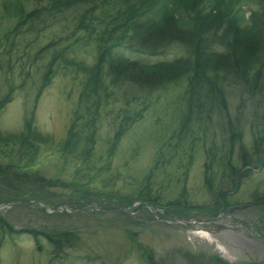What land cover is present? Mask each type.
Here are the masks:
<instances>
[{"label":"rangeland","instance_id":"rangeland-1","mask_svg":"<svg viewBox=\"0 0 264 264\" xmlns=\"http://www.w3.org/2000/svg\"><path fill=\"white\" fill-rule=\"evenodd\" d=\"M48 1L0 0V139L17 140L7 146L0 142V165L9 168L3 170L6 175L0 182V197H5V189L16 195L13 201L4 198L0 203L18 202L0 206V264H143L148 255L154 264H218L217 260L225 261L223 264H264V200L259 198L264 193V144L259 137V129L264 130V100L257 94L242 100L240 88L224 81L227 111L232 124L239 127L237 135L242 137L230 153L234 168L230 176L223 166L224 156H228L225 148L216 153L222 163L216 160L209 166L207 154L209 146L215 149L213 143L225 145L228 140L230 126L223 124L227 117H220L214 109L211 120L193 117L188 122L189 130L178 134L179 118L187 108L186 74L143 88L126 78L112 77L105 65L100 69L99 89H107L109 95L101 96L95 112L85 97L80 100L87 73L75 64L54 63L49 76L44 77L51 54L68 43L65 60L94 66L97 59L95 42L85 31L75 30L76 9L47 20L46 25L44 16L31 20L35 28L22 27L11 33L21 8L30 11ZM164 2L175 13L190 9L185 5L189 0ZM257 2L245 0L241 5L238 24L244 30L254 28L251 12L260 9ZM221 34L218 31L216 37ZM78 36L83 38L72 42ZM59 39L53 45V40ZM223 40L212 48L224 51L230 39L226 36ZM185 44L172 34L169 40L157 43L156 48L165 49L149 57L127 48L118 51L128 58L156 62L186 58ZM125 110L130 114L141 111L142 117L110 153L109 142ZM87 117L95 124H87ZM29 118L42 137L28 144L21 158L16 153L17 145ZM75 119L84 135L65 158L61 148ZM245 149L249 158L242 156ZM9 162L19 172L41 167L48 180L27 185L26 178L18 179L13 173ZM28 189L43 191L27 199L34 195L22 193ZM144 196L152 201L141 199ZM130 197H137L132 203L135 207H144L134 210L130 206L124 214L119 209ZM29 200L44 202L46 210L39 203H24ZM80 202L83 205L75 207ZM86 205L94 208H83ZM177 216L216 220H207L206 228L200 224L187 227L178 222ZM32 229L46 230L52 236L59 231L77 234L73 246L59 241L63 247L54 255L47 236L27 232Z\"/></svg>","mask_w":264,"mask_h":264},{"label":"trees","instance_id":"trees-1","mask_svg":"<svg viewBox=\"0 0 264 264\" xmlns=\"http://www.w3.org/2000/svg\"><path fill=\"white\" fill-rule=\"evenodd\" d=\"M189 1L185 5L190 6V9L185 8L180 13H175L176 10L174 8L166 7L164 0H49L46 5L33 8L30 11H23L24 9L21 8V12L17 13L19 15L18 23L12 29L11 33H17L22 27L28 29L35 28L33 23L29 22L31 20L35 22V20L44 16L43 22L46 25L47 20H54L56 16L76 9L77 13H75V18L78 23L75 30L85 31L86 36L95 42L97 46L96 64L94 66H88L82 62H74L69 59L65 60L64 51L70 45L68 43L66 47L51 54L50 63L44 72V77L49 76L54 63L58 65L62 63V66L75 64L78 70H82L85 74L87 73L80 100H82V97H85L88 106L93 105L94 112L98 110L101 96L109 95L107 89L104 92H100L99 89L100 82H102V71L100 69L105 65L107 66L108 73L112 77L126 78L130 82L143 88L156 87L158 84L171 81L186 74L188 77V89L185 102L187 108L182 111V117L179 118L178 134L186 133L189 130L190 124L188 125V122L193 117L194 120L199 121H203L204 118L211 120V112L214 109H216L220 117L221 115L225 118L227 117L226 123L224 122L223 124L230 126L228 140L225 139V145L223 142L219 144L216 142L213 143L216 146L215 149L209 146L211 149L207 154L211 159L209 166L214 165L216 160L222 163L223 160L217 157L216 153L221 148H225L224 153H228V156H224L223 166L230 176H233L234 172L232 170L234 168L230 164L229 157L230 153H234L233 146L235 143L240 144L242 137L237 135L239 127L237 128L232 124V119L227 111L226 83L224 81H230L238 89L240 88L242 100L255 98L254 95L256 94L261 100H264V0H259V3L257 2L260 7L258 11L253 10L251 12L253 18L252 23L254 24V28L251 30H244L241 25L239 26L238 16L242 8L241 5L245 0ZM18 6L20 7L21 4L18 3ZM96 23H99L100 27L98 29L96 28ZM180 24H184V27L187 24L189 26L183 28ZM218 31L222 32L220 37H216ZM172 34H176L179 41L183 40L186 43L188 53L186 58L148 62L128 58L118 51L119 48H127L132 52L139 53V55L149 57L162 52L166 46L156 48L157 43L169 40ZM226 36L230 39L227 42V48L224 51L214 50L212 44H222ZM81 38L83 37H75L72 42H76ZM59 42L60 39L53 40V45ZM49 45L51 44L49 43ZM49 45L47 44V46ZM7 94L4 97V101L6 100ZM255 101L258 104L261 103L259 99ZM77 117L76 115L75 118ZM141 117V111L130 114L125 110L120 116L117 130L109 142L110 153H112L118 141ZM87 121V124H95L94 120L90 119V117H87ZM259 123H257V126ZM261 125L259 124V127ZM234 129L236 130L234 131ZM34 130L35 128L32 125L31 118L27 119L26 130L17 145L16 153L18 157L24 158L23 155L27 151L26 146L37 139H41L40 137L42 136L39 133L37 134V129ZM259 130H261L259 134L261 144H264V130ZM67 134L65 144L61 148L65 158H68L71 154L68 152L73 149V145L81 140L84 135L81 128L77 127L76 119L69 125ZM0 142L3 146H7L11 143H16L17 140L8 137L3 140L0 139ZM210 144L212 145V143ZM204 145L207 146V142H204ZM259 145L257 144L255 147L257 153ZM2 149L4 150V148ZM159 151L161 152V149ZM248 152V149L241 152L243 153V158H249ZM89 155L91 153H88ZM3 157L7 159L6 154ZM191 159L192 157L190 155L189 161ZM9 163L10 165L8 166L11 167V170L16 174L18 179L23 180L26 178L24 183L26 182L27 185L32 186L38 183L39 180L42 182H47L48 180L44 169H40L41 167H32V169L27 168L26 170L23 168L19 172L17 166H15L17 170L13 169V164L11 162ZM4 169L9 168L0 165V182L3 179L2 175L4 177L6 175L3 173ZM207 182L208 180L206 179ZM146 184L150 186L149 179L146 180ZM5 190V197H0V201L4 198L5 200L13 201L11 198L16 195L7 189ZM42 191L28 189L24 192L22 191V193H34L31 198H27L33 199ZM259 195V198L264 200L262 198L264 193H260ZM135 198L137 197L126 199L128 201L122 207L128 208L132 206L133 201L136 200ZM141 199L144 201H152L150 197L146 196L141 197ZM82 205L83 203L80 202L75 207ZM158 205H161V201H158ZM141 207L144 206L139 204L138 207L133 208L137 210ZM122 212L126 214L125 211ZM59 214L60 212L56 215ZM2 227H4L3 224ZM7 229L9 233L13 232L10 226ZM27 232L32 233L34 236L43 232L53 244L52 253L54 255L63 247V243L60 245L59 241H66L68 246H73V240L77 234L74 231H59L55 232L53 234L55 237H53L50 232L42 229H32ZM221 262L225 261L221 260ZM221 262L217 260L218 264H223ZM143 264L154 263H152V259L148 255ZM248 264L259 263L251 262Z\"/></svg>","mask_w":264,"mask_h":264},{"label":"water","instance_id":"water-1","mask_svg":"<svg viewBox=\"0 0 264 264\" xmlns=\"http://www.w3.org/2000/svg\"><path fill=\"white\" fill-rule=\"evenodd\" d=\"M35 202H37V201H35ZM27 203H29V202H27ZM40 203H42V202H40ZM12 204L13 203H4V205H6V206H10ZM42 204L44 205L45 208L47 207V205L45 203H42ZM152 209H153V207H152ZM179 219L181 220V222H184L187 225H191L192 223H194V222L189 221V220L186 221L185 219H183L181 217H179ZM212 220H215V219H212ZM201 221H207V220H198V221H196V223H200Z\"/></svg>","mask_w":264,"mask_h":264},{"label":"bare ground","instance_id":"bare-ground-1","mask_svg":"<svg viewBox=\"0 0 264 264\" xmlns=\"http://www.w3.org/2000/svg\"><path fill=\"white\" fill-rule=\"evenodd\" d=\"M202 233L206 235L205 232L202 231ZM208 233H209V232H208ZM211 240H212V237H211ZM219 241H220V240H219ZM220 243H221V242H220ZM220 243H219V244H220ZM223 244H224V243H223ZM218 247H221V248H222L221 244H220V246L218 245ZM223 248H224V247H223ZM225 250H226V249H225ZM228 251H229V250H228Z\"/></svg>","mask_w":264,"mask_h":264}]
</instances>
